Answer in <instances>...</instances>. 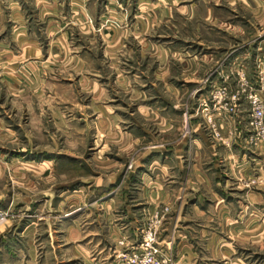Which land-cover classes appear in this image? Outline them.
Returning <instances> with one entry per match:
<instances>
[{
    "label": "rangeland",
    "instance_id": "1",
    "mask_svg": "<svg viewBox=\"0 0 264 264\" xmlns=\"http://www.w3.org/2000/svg\"><path fill=\"white\" fill-rule=\"evenodd\" d=\"M250 96L264 0H0V264H264Z\"/></svg>",
    "mask_w": 264,
    "mask_h": 264
},
{
    "label": "built area",
    "instance_id": "2",
    "mask_svg": "<svg viewBox=\"0 0 264 264\" xmlns=\"http://www.w3.org/2000/svg\"><path fill=\"white\" fill-rule=\"evenodd\" d=\"M251 120L250 125L255 131V138L264 141V107L259 98L250 96ZM163 214L154 212L149 223H143L139 230L138 240L128 243L117 256L122 264H169L170 253L159 240L158 229Z\"/></svg>",
    "mask_w": 264,
    "mask_h": 264
},
{
    "label": "crops",
    "instance_id": "3",
    "mask_svg": "<svg viewBox=\"0 0 264 264\" xmlns=\"http://www.w3.org/2000/svg\"><path fill=\"white\" fill-rule=\"evenodd\" d=\"M194 187H192L191 186V190L189 191V193L193 196V198L195 197L196 198V196H199V190H197L196 188L195 189H193ZM176 196H171L174 200H175V202H174V200H173V202H171V203H173V205H174V207H173V211H176L177 212V215L179 214V212H181L182 211V209H183V207L185 206V205H187V204H191V208L195 211V208H196V202L197 203H199L198 202V200H195V199H189V203L188 202H186V195L187 194H182V192L180 191V190H177L176 191ZM181 197V201L179 202V201H176L177 199H179ZM168 198H170V197H168ZM138 229V228H137ZM138 231V230H137ZM135 233H137V232H135ZM176 252L179 254V245L176 247Z\"/></svg>",
    "mask_w": 264,
    "mask_h": 264
}]
</instances>
